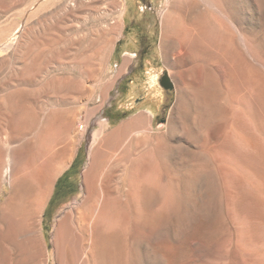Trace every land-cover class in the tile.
I'll return each instance as SVG.
<instances>
[{
	"label": "rangeland",
	"instance_id": "rangeland-1",
	"mask_svg": "<svg viewBox=\"0 0 264 264\" xmlns=\"http://www.w3.org/2000/svg\"><path fill=\"white\" fill-rule=\"evenodd\" d=\"M135 1L139 17H128L132 4L125 0L126 28L117 31L107 45L105 17L112 9V0H0V144L5 145L13 130L19 133V127L24 128V133H19L17 139L25 141L54 109L76 114L78 122L71 134L74 158L56 178L46 208L39 217L41 223L32 232L36 264L64 263V259L61 260L64 255L55 245L54 233L64 213L80 205L85 197L84 175L90 163V152L101 148L113 130L141 115L145 116L146 130L159 139L169 137L168 157L158 156L156 165L145 176L156 191L155 197L147 199L152 211L143 208L144 200L138 195L127 194V180L116 185L122 193L119 195L122 207H119L126 210L131 219L130 237L123 254L116 259L117 264L264 263V180L260 178L264 173V159L261 151L248 148L234 138L236 146L227 150L224 161L213 162L198 153L192 136L194 132L199 134V129L192 127L193 121L187 123L189 127H184L178 126L174 119L183 100L193 120L200 114L209 119L211 126L232 132L229 123L218 119L225 114L231 118L234 107L231 83L223 85L224 81L216 74L208 96V105L212 106L198 107L192 102L191 68L197 66L204 72L207 60L192 57L180 67L175 62L174 49L165 56L161 45L165 33L163 21L169 13L167 0ZM230 2L239 26L247 31L250 39L248 60L253 84L248 97L251 101L247 100L244 110L250 113L247 124L253 134L251 137L264 150V0ZM204 12L211 19L208 12ZM116 17H110L108 24ZM133 31H136L132 34L136 37L133 42L143 44L145 49L136 43L135 47H128ZM218 32L215 22L208 26L206 42L209 45L216 41ZM11 37L16 38L12 43ZM227 47L230 55H237L238 61V54L245 52L238 39L228 42ZM134 52H138L137 59ZM149 58H153V66H147ZM125 61L127 70H122ZM212 65L218 68L216 62ZM166 74L174 82L173 90L160 85ZM138 75L147 85L149 79L158 76V87L164 94L160 107L147 102L153 94L146 86L142 93L131 94ZM203 87L209 89L208 84ZM224 93L228 95L225 102L220 99ZM95 134L102 135L97 143H91ZM221 164L231 168L226 176L220 170ZM192 172H197L196 179L191 180ZM10 173L6 159L4 170L0 172V214L11 194ZM165 173V177H158ZM26 204L18 203V206L23 209ZM253 252L258 258L250 255ZM110 262L104 261L105 264Z\"/></svg>",
	"mask_w": 264,
	"mask_h": 264
},
{
	"label": "bare ground",
	"instance_id": "bare-ground-1",
	"mask_svg": "<svg viewBox=\"0 0 264 264\" xmlns=\"http://www.w3.org/2000/svg\"><path fill=\"white\" fill-rule=\"evenodd\" d=\"M130 3L132 10L128 15L125 0H112V9L105 17L107 27L104 31L107 45H110L109 40L114 37L117 31L125 30L127 15L133 18L139 17L136 1L130 0ZM167 7L169 13L163 21L165 33L161 45L164 55L166 56L168 51L174 49V59L177 64H180V67L192 57L203 58L208 62L204 72L199 71L197 66L191 68L189 91L192 94V102H195L198 107L212 106L208 105V96L214 86L215 75L218 74L219 80L224 81L223 85L231 83V102L234 103L230 119L226 114L218 118L223 120L224 124H230L232 130L230 133L222 132L221 126H211L209 119L203 115L198 114L199 117L193 120L188 104L183 100L180 101L174 113L175 122L178 126L189 127L190 125L187 123L193 121L192 127L197 126L196 129H199V134L194 132V135H191L199 149L198 153L213 162L224 161L223 158L227 155V150L230 151L235 145L234 138L243 142L248 148L261 151L260 154L264 159V150H261L260 145L252 139L251 135L253 134H250V125L247 124L249 112L244 110V106L248 104V101H251L248 100V97L251 95L253 84L248 60L250 39L247 31L239 26L230 0H167ZM204 11L208 12L211 19ZM114 15H117L116 19L113 18L112 23L108 24L109 18ZM88 17L87 19H89ZM77 18L79 17L77 16ZM94 19L96 20V17ZM214 22L219 28V32L216 41L209 45L206 42L208 26L214 25ZM134 39H136L135 35L131 34L128 47H135ZM237 39L241 41L245 50L241 55L238 54L239 61L237 55H230L227 47L228 42L233 43ZM15 40L16 38H12L10 42ZM152 57L154 56L152 55ZM215 62L218 64L217 69L212 65ZM127 65L128 63L125 61L122 70H127ZM153 65V58H149L147 66ZM141 77L138 75V82L132 87L131 94L142 93L145 91L143 87L146 86L153 94L150 99H147V102L151 106L156 104L160 107V101L164 94L158 87L160 86L158 76L149 79V85L144 84ZM204 84L205 86L208 84L209 89L204 88ZM227 96L224 93L220 99L225 102ZM13 120H15V116L12 118L10 126H12ZM143 120H145V116L141 115L123 123L105 138L101 148L93 149L90 152V163L84 175L85 197L80 205L64 213L58 220L54 233L57 250L64 255L61 257L59 253L61 260L64 259L62 264H105L106 260H110L111 264L115 262L117 264L116 259L118 260L123 254L130 237L129 232H131L130 214H126L127 211L124 212L119 207L121 206L119 195L122 194L119 186L116 187L119 182L127 180L129 183L127 194L130 197L138 195L144 200L143 208L147 212L152 211L148 203L156 196V191L152 188V183L145 180V176L148 171H151L158 156L167 155L168 157L169 137L159 139L155 134L145 129ZM30 121L32 122V120ZM76 123H78L76 114L63 109H54L45 116L41 126L34 132L31 131L32 136L26 138L25 141L17 139L19 133H24V128L19 127L21 130L19 133L17 130H13L9 139H5V145L0 144V172L4 170L6 159L11 170V194L7 201L8 204L6 207L2 206L4 210L1 209L3 212L0 214V264L37 263L32 232L38 228L39 217L46 208L56 178L69 167L74 158V139L71 138V134ZM101 135L95 134L91 138V143H97ZM222 164L220 170L224 175L228 171L231 172V168L228 170ZM196 173H191V180L198 177ZM166 175L165 173L158 177L162 178ZM260 178L264 180V173ZM177 180L180 182L179 178ZM231 199L234 200L233 197ZM24 202H27L26 206L22 207L23 209L19 208L18 203L24 205ZM107 230L111 233H106ZM250 255L255 254L253 252ZM113 259L114 262H112Z\"/></svg>",
	"mask_w": 264,
	"mask_h": 264
},
{
	"label": "water",
	"instance_id": "water-1",
	"mask_svg": "<svg viewBox=\"0 0 264 264\" xmlns=\"http://www.w3.org/2000/svg\"><path fill=\"white\" fill-rule=\"evenodd\" d=\"M160 85L166 90H173L175 88L174 82L167 74L163 77L162 81H160Z\"/></svg>",
	"mask_w": 264,
	"mask_h": 264
},
{
	"label": "flooded vegetation",
	"instance_id": "flooded-vegetation-1",
	"mask_svg": "<svg viewBox=\"0 0 264 264\" xmlns=\"http://www.w3.org/2000/svg\"><path fill=\"white\" fill-rule=\"evenodd\" d=\"M134 24V23H133ZM135 25V24H134ZM135 32V34H136V31H133V32H131V34H133ZM136 43V42H135ZM137 45H138V47H140V46H142L143 47V44H138V43H136ZM144 49L146 48V47H143ZM137 49V48H136ZM133 50H135V49H133ZM135 53V52H134ZM138 52H136L135 54H136V56H135V58L137 59L138 58V54H137ZM161 81H162V79H161ZM133 82H134V80H133ZM133 82H132V84H133ZM168 91H170V90H168Z\"/></svg>",
	"mask_w": 264,
	"mask_h": 264
},
{
	"label": "trees",
	"instance_id": "trees-1",
	"mask_svg": "<svg viewBox=\"0 0 264 264\" xmlns=\"http://www.w3.org/2000/svg\"><path fill=\"white\" fill-rule=\"evenodd\" d=\"M71 174H73V173H71Z\"/></svg>",
	"mask_w": 264,
	"mask_h": 264
}]
</instances>
